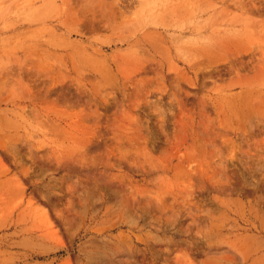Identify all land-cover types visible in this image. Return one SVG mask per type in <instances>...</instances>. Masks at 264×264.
<instances>
[{"label":"rangeland","instance_id":"374dc122","mask_svg":"<svg viewBox=\"0 0 264 264\" xmlns=\"http://www.w3.org/2000/svg\"><path fill=\"white\" fill-rule=\"evenodd\" d=\"M0 264H264V0H0Z\"/></svg>","mask_w":264,"mask_h":264}]
</instances>
